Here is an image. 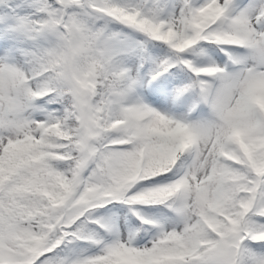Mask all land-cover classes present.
I'll use <instances>...</instances> for the list:
<instances>
[{"label": "snow or ice", "instance_id": "snow-or-ice-1", "mask_svg": "<svg viewBox=\"0 0 264 264\" xmlns=\"http://www.w3.org/2000/svg\"><path fill=\"white\" fill-rule=\"evenodd\" d=\"M0 264H264V0H0Z\"/></svg>", "mask_w": 264, "mask_h": 264}]
</instances>
